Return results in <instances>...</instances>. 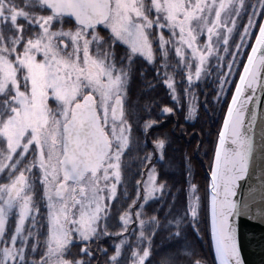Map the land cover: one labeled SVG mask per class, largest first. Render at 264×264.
I'll use <instances>...</instances> for the list:
<instances>
[{
  "label": "trees",
  "instance_id": "16d2710c",
  "mask_svg": "<svg viewBox=\"0 0 264 264\" xmlns=\"http://www.w3.org/2000/svg\"><path fill=\"white\" fill-rule=\"evenodd\" d=\"M201 2L198 10H192L199 22L193 40L197 60L188 51L179 59L175 39L165 33V57L154 44L151 67H136V87L129 90L128 98L137 100L135 111L142 116L129 122L120 181L114 198L106 202L96 233L88 243H72L65 252L71 264H217L208 174L232 93L264 16V0ZM0 7V42L5 45L13 41L20 42L18 47L24 45L38 32L36 20L46 15L59 24L51 25L50 31L79 28L53 16L39 0H0ZM188 8L184 1V12ZM100 29L95 31L101 34ZM142 72H148L146 78ZM21 79L18 71L20 84ZM165 79L171 83L169 89ZM149 172L155 175V192L147 198ZM5 183L1 177L0 185ZM31 206L36 214L26 223L20 260L13 264H46L47 208L40 199L32 200ZM7 232L9 236L11 228ZM117 245L122 248L112 260Z\"/></svg>",
  "mask_w": 264,
  "mask_h": 264
},
{
  "label": "rangeland",
  "instance_id": "374dc122",
  "mask_svg": "<svg viewBox=\"0 0 264 264\" xmlns=\"http://www.w3.org/2000/svg\"><path fill=\"white\" fill-rule=\"evenodd\" d=\"M184 1L189 5L186 12ZM201 3L111 0L110 17L101 26V34L94 29L85 35L81 28L50 31L51 25L59 24L46 15L36 20L38 32L21 47L19 41L0 42V178L6 181L0 185V264H13L20 258L23 230L36 214L32 200H42L47 208L46 264H71L64 258L68 247L92 239L120 181V160L131 132L129 122L142 116L135 111L137 100L129 102L128 98L129 90L136 87V67H151L154 44L165 57V33L175 39L179 59L188 51L197 60L193 40L199 22L192 10H198ZM18 71L22 72L21 84ZM140 75L146 78L148 72ZM164 84L170 88V81L165 79ZM116 98L122 100L125 112L120 123L111 119ZM91 100L110 151L95 175L86 174L77 184L66 183L64 197L57 199L56 187L62 181V127L76 103L84 105ZM21 176L22 186L6 207L5 198ZM154 181V173L149 172L147 198L155 192ZM121 248L117 245L112 260L119 257Z\"/></svg>",
  "mask_w": 264,
  "mask_h": 264
},
{
  "label": "water",
  "instance_id": "95a60500",
  "mask_svg": "<svg viewBox=\"0 0 264 264\" xmlns=\"http://www.w3.org/2000/svg\"><path fill=\"white\" fill-rule=\"evenodd\" d=\"M55 17L83 29L85 35L105 24L111 0H39ZM122 120L121 99L111 109ZM110 151L95 102L76 103L62 127V199L66 183L95 175ZM209 218L217 264H264V16L226 110L208 174ZM19 177L4 205L9 207L22 186Z\"/></svg>",
  "mask_w": 264,
  "mask_h": 264
},
{
  "label": "flooded vegetation",
  "instance_id": "af4514ba",
  "mask_svg": "<svg viewBox=\"0 0 264 264\" xmlns=\"http://www.w3.org/2000/svg\"><path fill=\"white\" fill-rule=\"evenodd\" d=\"M196 51V49H195V47H194V52ZM134 70H135V68H134ZM187 82L188 83H190L191 82V80H190V78H187ZM121 110H122V100H121ZM123 110H124V106H123ZM123 110H122V119H123V117H124V113H123ZM95 111H96V114H97V116H98V113H97V110H96V106H95ZM98 118H99V116H98ZM99 121H100V119H99ZM122 121V120H121ZM101 124V123H100Z\"/></svg>",
  "mask_w": 264,
  "mask_h": 264
}]
</instances>
